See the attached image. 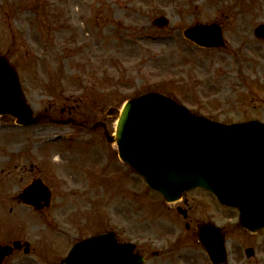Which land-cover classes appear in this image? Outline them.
<instances>
[{
	"label": "rangeland",
	"instance_id": "374dc122",
	"mask_svg": "<svg viewBox=\"0 0 264 264\" xmlns=\"http://www.w3.org/2000/svg\"><path fill=\"white\" fill-rule=\"evenodd\" d=\"M61 3L0 0V49L17 45L15 52L26 54L19 71L35 111L52 105L51 113L57 116L68 104L100 118L109 106L121 107L132 96L157 90L216 121L264 122V45L240 52L245 30L250 27L252 32L264 22V0H71L62 24L67 29L56 33L53 10ZM159 15L169 19L166 27L152 24ZM213 20L224 24L227 48L204 49L183 37L182 30L193 22ZM31 51L40 54L34 57ZM114 124L110 117L112 130ZM56 134L66 138L51 141ZM86 136L95 139L96 134L46 121L31 126L11 122L10 129H0V244L13 239L30 244V253L14 251L3 264H58L76 237L105 227L144 249V264H150V249L168 244L172 231L178 232L181 219L167 209L171 205L157 212V194L143 179L112 162L103 139L89 145ZM3 166L11 168L10 176L5 177ZM52 166H66L74 177L62 178L64 199L54 194L44 212L18 206L13 196L22 186L21 168L32 167L25 174L39 170L50 180ZM105 170L107 182L100 185ZM115 171L118 176L110 177ZM195 193L198 209L215 213L219 224L231 227L237 220L235 210L215 205L202 190ZM62 202L65 208L59 212ZM235 229L240 233L232 234L233 245H238V262L233 264H264V228L255 234ZM249 245L255 256L248 259L244 249Z\"/></svg>",
	"mask_w": 264,
	"mask_h": 264
},
{
	"label": "water",
	"instance_id": "95a60500",
	"mask_svg": "<svg viewBox=\"0 0 264 264\" xmlns=\"http://www.w3.org/2000/svg\"><path fill=\"white\" fill-rule=\"evenodd\" d=\"M153 23L164 26L168 20L160 16ZM259 33L264 34V27ZM184 34L202 46L222 44L216 25L196 23ZM0 113L11 114L22 124H34L41 118L33 116L17 74L3 55ZM108 114L118 115L115 134L108 135V141L116 142L119 156L167 201L200 186L213 192L221 203L237 207L244 227L255 231L264 226V123L212 121L158 92L131 98L121 111L110 108ZM21 196L35 204L47 200L49 193L34 183ZM199 238L215 262L223 260L222 242L213 243L201 233ZM20 246L19 241L13 242V247ZM13 247L0 246V264ZM132 249L130 243L117 244L111 232L103 233L75 244L61 264H140L143 258L133 254ZM24 251H29L28 246Z\"/></svg>",
	"mask_w": 264,
	"mask_h": 264
},
{
	"label": "flooded vegetation",
	"instance_id": "af4514ba",
	"mask_svg": "<svg viewBox=\"0 0 264 264\" xmlns=\"http://www.w3.org/2000/svg\"><path fill=\"white\" fill-rule=\"evenodd\" d=\"M71 0H62V3L54 8V19H55V26H56V33L64 32L67 29V26L62 25L64 22V18L66 17L68 11L67 6L69 7V3ZM63 7V8H60ZM228 17V16H227ZM72 20H73V13H72ZM224 29V24L219 20L218 22ZM252 30V29H251ZM8 33L11 35V38H15L14 32H12L10 29H8ZM245 35L243 39V46L242 50H248L251 51V47L255 46L258 47L260 45H264V39L260 37H256L253 35V41L250 40V37L252 36V33L249 29L247 31L245 30ZM17 37V36H16ZM18 39V37H17ZM26 37L23 38V41H26ZM10 45L6 46L3 50L0 49V52H3L9 59V61L14 65V67L19 69L21 64L25 63L26 54L24 53V56L21 55L19 52H15L14 47H19L17 45H13V47H9ZM239 50L235 51L238 52ZM257 53V52H256ZM229 74V73H227ZM21 85L22 89L26 91L24 80H22L21 76ZM52 105H49L51 108ZM51 110V109H49ZM48 111V109L44 110ZM64 112L67 113L66 117L73 116L74 120L71 121V126L73 128H79V129H85L87 132L95 133L96 137L90 139V144L93 145L96 144V140H100L102 136L104 135V128L100 126L99 124L94 125L95 122H101L105 119L103 117L99 120H91L90 116H83L80 114L72 115L74 112V109L72 107H61L59 110L60 118H63ZM65 117V118H66ZM11 121L10 117H4L0 115V129H6L10 128L6 124H8ZM107 123V121H106ZM107 125V124H106ZM96 126V127H95ZM102 129V131H100ZM102 167V166H101ZM107 168V166H103ZM109 167L117 168V166H112L111 164ZM6 169L8 172L5 175V177L10 176L11 174V168L3 166L2 170ZM79 171V166H74V170ZM28 170H32V167L29 169H23L21 168L22 173L20 174L19 181L22 182V186H25L29 182L37 179L42 178L43 180L50 183V186L55 193V196L59 200H63L65 197L64 193V183L63 180L68 181L69 179H73L72 175H70L66 171V166H53L52 172L49 174L50 180H47L43 177V175L39 172V170H36L33 174H25ZM68 170V168H67ZM95 171V170H93ZM105 173L104 176L101 175V179H99V184L103 185L105 182V179L107 177L106 170L103 172ZM102 173V174H103ZM110 177L112 176V173H109ZM118 174L115 171L114 175L112 177H117ZM104 177V178H103ZM63 178V180H62ZM196 190L185 193L180 200L178 204H175L173 206L168 207L167 209L170 211H174L178 217L181 219V227L179 226V230L176 233V229L172 231L171 240H168V244L166 243H159L160 249L157 251H154L150 249V264H210L208 257L206 253L204 252L201 245L198 243L196 239V230L197 225L202 223H208V222H217V215L215 213L211 212H203L202 208L198 209L199 200L200 197L197 193L193 194ZM212 198V197H211ZM162 206L164 207V204H161V206L155 205V208L158 210L157 212H161ZM65 207L63 206V202L58 206V210H62ZM35 211V210H33ZM37 212H41V210H38ZM60 212V211H59ZM176 225L175 223H172V225ZM222 231H225V238H226V245L229 247V252L231 260L234 261V263L238 262L236 259L238 257V253L236 250L238 249V245H233L232 243V234L235 236V227H227L222 226ZM240 233L239 231H236ZM197 242V243H196ZM237 256V257H236Z\"/></svg>",
	"mask_w": 264,
	"mask_h": 264
},
{
	"label": "bare ground",
	"instance_id": "6f19581e",
	"mask_svg": "<svg viewBox=\"0 0 264 264\" xmlns=\"http://www.w3.org/2000/svg\"><path fill=\"white\" fill-rule=\"evenodd\" d=\"M80 11H81V10L77 9L76 12H77V13H81ZM74 14H75V12L73 13V15H74ZM82 29H84V26H82ZM82 29H81V30H82Z\"/></svg>",
	"mask_w": 264,
	"mask_h": 264
}]
</instances>
